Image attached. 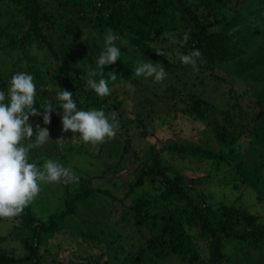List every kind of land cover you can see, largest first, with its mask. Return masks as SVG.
I'll return each mask as SVG.
<instances>
[{"label":"trees","instance_id":"1","mask_svg":"<svg viewBox=\"0 0 264 264\" xmlns=\"http://www.w3.org/2000/svg\"><path fill=\"white\" fill-rule=\"evenodd\" d=\"M108 31L119 37L121 56L120 61L104 67L110 95L101 98L87 88V72L95 67ZM172 38L178 43H170ZM15 47L23 48L25 56L35 52L38 67L46 70L33 72L35 108L54 100L58 86L73 93L82 110L115 114L119 126L114 139L86 144L78 133L63 130L61 115L51 113L46 125L51 128V142L61 139L66 154L49 156L84 155L100 162L96 165L100 172H81L84 177L80 176V184L72 191L65 185L64 205L53 213L31 203L14 217L10 221L14 226L0 233V264L60 263L58 254L65 248L64 242L57 244L60 229L71 231L84 246L101 244L104 241L99 236L105 237L106 244L100 246L106 247L105 252L88 254L85 262L76 264H159L170 253L178 256L180 264H228L232 258L222 250L231 241L264 253V224L258 216H248L241 206L228 205L217 197L222 208L211 209L210 194L203 186L209 175L188 179L181 171L172 172L176 163L185 161L207 163L213 171L228 169V180L215 186L219 196L227 193L226 186L234 190L248 186L264 206V0H0V51ZM160 49L165 54H158ZM194 49L202 53L199 71L183 65L176 56L177 50L187 54ZM36 58L25 60L35 63ZM148 61L168 71L165 80L154 86L134 74L138 63ZM109 72L116 75L115 80ZM1 74L0 89H6L8 82ZM191 79L200 85L214 83L223 90L228 108L218 107L219 98L211 103ZM235 82L247 90L236 95ZM136 98L135 105L141 107L137 114L127 110L129 100ZM29 118L45 126L42 116ZM176 119L203 125L208 137L196 142H166L158 137L157 143L148 145L149 157L141 159L145 151L140 147L146 144H136L134 138L154 137L148 128L154 120L163 129L171 128ZM46 157L29 162L41 166ZM131 162L135 166L130 167ZM128 171L126 177L118 176ZM93 180L102 182L95 187ZM114 203L119 205L113 207ZM81 209L90 212L84 222L90 227H94L91 217L95 213L103 220L119 217L116 226L138 241L119 243L126 236L114 232L110 238L103 224L88 231L77 219ZM70 220H76L74 229L64 224ZM199 241L208 257L203 258ZM233 264L261 263L240 255L234 256Z\"/></svg>","mask_w":264,"mask_h":264},{"label":"clouds","instance_id":"2","mask_svg":"<svg viewBox=\"0 0 264 264\" xmlns=\"http://www.w3.org/2000/svg\"><path fill=\"white\" fill-rule=\"evenodd\" d=\"M183 39L187 41V34ZM118 40L119 37L111 31L106 32L103 50L96 58L95 67H90L87 72V88L101 98L110 95L104 67L120 61L121 47L117 45ZM170 43L178 41L172 38ZM161 49L158 54H165ZM176 56L183 65H191L194 71H199L197 62L202 57L199 49L187 54L177 50ZM109 73L111 79L115 80L116 75ZM134 74L159 83L165 80L168 71L162 64L157 66L148 61L138 63L134 67ZM56 87L58 90L55 91L54 100L40 106L44 109L43 113L34 107L37 104V91L32 74L16 72L11 76L8 87L0 89V217L20 216L37 198L42 184H74L80 179L71 168L53 159H45L41 166L29 162L32 149L40 148L52 140L47 128L37 126L34 130L29 117L42 116L43 124L48 125L56 104L62 109L63 130L78 133L82 142L97 145L117 135L119 121L115 114L106 115L103 109L82 110L73 99V93Z\"/></svg>","mask_w":264,"mask_h":264},{"label":"rangeland","instance_id":"3","mask_svg":"<svg viewBox=\"0 0 264 264\" xmlns=\"http://www.w3.org/2000/svg\"><path fill=\"white\" fill-rule=\"evenodd\" d=\"M51 3V2H48ZM23 48L17 49V47L13 48V49H4L5 51L1 50L0 51V72L2 73L1 75L4 76L5 81L9 82L11 76L13 74H15L16 72H28L30 74L33 75L34 70H37L41 73V72H46L45 69H43V67L39 66L40 64H38V58L37 54L34 53H30L28 56H25V53L22 50ZM26 52V51H25ZM6 53V54H5ZM41 56V55H39ZM26 57L29 58L30 60L34 61L35 58L37 59V61L35 63H31V62H26ZM23 59V61H22ZM32 70V71H31ZM221 77H223V75L220 73ZM34 77V76H33ZM142 82L144 84H149L150 86H154L158 83L154 82L151 78L149 79H144L143 77L141 78ZM172 79V77L170 78V80ZM191 81H193L195 83V86H197V91L198 92H202L203 94L206 95V97L210 100L211 103L215 104L216 102H213V98H219L221 105H218L223 107L224 109L228 108V99L227 97L224 96V91L217 89L214 83H210L207 84L206 82L203 85H200L198 83V81H194L193 79H191ZM42 89V88H41ZM40 91V89H38ZM213 93H210L212 92ZM217 92V94L215 93V91ZM233 90L235 92L236 95H241L242 93H244V91L247 90L246 87L242 86L240 83L235 82V84H233ZM121 95V94H120ZM121 97H123L125 99L124 95H121ZM250 96L247 97V99H252L249 98ZM42 101V99H39ZM131 103V107L130 105H127V110L129 112H134L135 114H137V112L141 111V107L136 106L135 103L137 102V98L133 99V100H129ZM220 104V103H219ZM246 109V108H245ZM39 112L42 111V108L39 107L37 109ZM62 111V109L57 106V108L55 109V111H53V114L60 115V112ZM29 123L33 126V129H35L37 127V125L35 124V122L31 121L29 118ZM157 123L156 120H154V123L151 125H148L149 130L152 132L151 135H153L154 137H149L146 140H142V139H137L134 138V142L136 144H140V143H145V146L140 147V150L145 151L144 154H142L140 156L141 159H147L149 156L148 154H146V151L148 150V145L151 146L155 143H157L158 139L163 140V141H170V139H172L173 141L175 140H185V141H189V142H196V140L201 139V137H208V134H206V130L205 127L197 122H194L191 119H187V120H180V119H176L175 121H173V124L171 126V128H158L157 127ZM45 128L48 129L49 134H51V128L46 127V125L44 126ZM55 132H59L58 127L55 128ZM62 133V132H60ZM159 137V138H158ZM156 138H158L156 140ZM47 146V147H46ZM215 146V150H219V148H217L216 144H214ZM58 149V152L56 151V148ZM64 147L66 148V145L64 143H62L61 139H59V141L57 143L55 142H51V140L45 144L44 146L40 147V148H35L32 150H36V152H30V160H34V162L43 157H46V159H53L57 162H59L60 164H62L65 167H69L71 168L74 173L77 176H81V178L84 177V174H81V172H85L89 173L92 172L93 170H95V172H100V169L98 168V166H96L97 164H100L99 161H97V164L93 161L88 159L86 156L84 155H74V156H66L65 158H57L55 156H49V155H58L59 153L61 154H66ZM213 148V147H212ZM139 151V150H138ZM63 152V153H62ZM140 152V151H139ZM141 153V152H140ZM40 154V155H39ZM132 157V154H131ZM134 159V158H133ZM170 163H172V159L169 158ZM37 163V162H35ZM92 163V165H91ZM132 164H130V167L135 166L136 163L131 162ZM75 167L80 168V170L75 171ZM176 169L174 171H172L173 173H175L176 171H181L182 173H184V175H186L188 177V179L191 178H198V179H202L205 176H210L209 178V182L206 181V183H204V187H206V192L210 194V198L212 201V206L211 209L217 210L216 208H222L221 206H219L218 201H222L228 205H235L236 207L241 206L243 209H245L246 211L244 212V214H247L248 216H258L260 218V223L264 224V206L263 204H259L255 198L254 192L252 191V189L248 186L246 187H241L239 188V190H234V189H230L228 186L225 187V190L227 191V193L225 194L224 192H221V196H219V192L215 189V186L217 183L218 187L223 185V182L227 181V173H228V169H222V170H216L213 171V166L207 164V163H195L193 161L191 162H183L180 165L179 164H175ZM212 168V169H211ZM128 172H122L119 173L118 176H122V177H126L128 175ZM95 174L92 172V175ZM80 178V179H81ZM80 179L78 183H74V184H65L63 182L60 183H49V184H42L41 185V191L39 193V195L37 196V198L32 202L34 204H36V206L41 209H43L45 212H47L48 210L51 211V213L54 212V210L61 206L62 204L64 205V200L66 198L65 192L66 190L64 189L65 185L68 186L69 190H73L76 188V186H78L80 184ZM99 182H102L101 180L98 182L96 180H93L91 185H94L95 187L98 185ZM213 191H215L214 195H213ZM139 193L134 194L133 198H136L138 196ZM240 194L241 198L237 195ZM124 195V193H120V197H122ZM218 198V201H215L216 198ZM241 199V200H240ZM127 203H129V201H127ZM218 203V206H216ZM102 205V204H100ZM119 204L118 203H114L113 207H117ZM215 205V206H213ZM223 205V204H222ZM35 206V207H36ZM107 208V207H106ZM89 211H87L86 209H81L80 211V215L78 216V220L81 222L82 227L88 229V231H95V228H101L102 224L104 225V229L106 230V234L107 236H109L110 238H112L115 234L114 232H120L121 234H123L124 236H126L124 242H119V243H126V241H133V242H137L138 241V237L137 238H133V236L129 235V231L127 230H121L119 226H116V222L118 220L119 217L113 216V217H108L107 219L103 220L100 216V214L95 213L94 218L91 217L92 221L94 222V227H90L89 225H87L86 223H84L87 219L86 216H89ZM85 216V217H84ZM112 216V215H111ZM5 220L0 219V233L3 234V232L7 231L8 229H11L14 224L11 225L10 221H12L13 218H4ZM3 220V221H2ZM2 221V222H1ZM76 220H74L73 223H75ZM107 221V222H106ZM105 222V224H104ZM71 223V220L69 221V223H67L66 221H64V224L66 227L69 226V229H74V224ZM64 229V228H63ZM237 229L239 231L242 230V227H237ZM194 233L197 231V229H193ZM60 234L59 237V241H57V244L60 245L64 242V247L66 248H61L60 253L58 254V259L60 261V263L58 262V264H76L79 262H85L87 259V255H99L100 253L105 252L106 247H100L103 246L105 243V237L103 235H100V239L103 240L104 242L101 244H95V242L93 243L94 246H88L90 243H88V245L86 244L85 246L82 245V239L77 238L76 235H74L71 231L69 230H62L60 229V232L58 233V236ZM96 234V233H95ZM98 235V234H96ZM133 238V239H131ZM99 245V246H98ZM204 243L199 241L198 242V249H200L201 253L204 254L203 258L208 257V252L207 251H202L201 248L203 247ZM226 247L225 249H223L222 251L224 252L225 255L227 256H231L232 258V262H228V264H233L234 262V256H239L240 255H246V259L249 260L251 263H261L264 264V253H261L260 251H258V248L251 246V245H244L241 244L239 241H231L230 243H226ZM113 248V247H110ZM264 252V251H263ZM109 254L110 256H112L111 253H106ZM55 257V256H54ZM159 264H180L179 262V258L178 256H176L175 254L170 253L168 255V257L161 261Z\"/></svg>","mask_w":264,"mask_h":264}]
</instances>
